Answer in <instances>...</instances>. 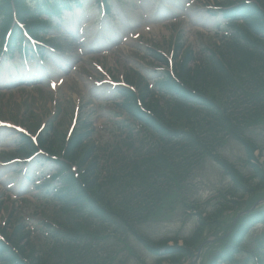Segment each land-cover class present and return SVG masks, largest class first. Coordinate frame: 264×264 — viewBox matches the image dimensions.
Returning <instances> with one entry per match:
<instances>
[{"label": "trees", "instance_id": "trees-1", "mask_svg": "<svg viewBox=\"0 0 264 264\" xmlns=\"http://www.w3.org/2000/svg\"><path fill=\"white\" fill-rule=\"evenodd\" d=\"M10 3V0H4ZM258 5H251V9L262 16L264 20V0H257ZM19 3V0H16ZM238 37L228 44V49L219 51L213 55L211 61L202 65L189 66L193 60L192 51L177 63L176 77H168V88L174 96V105L162 109L155 103L149 110L150 114L142 113L148 125L161 134V142L164 145L171 144L176 147V152L163 151L132 160L126 165V172L110 171L113 165H107L108 176L105 179L99 177V164L97 161L86 164L88 152L78 150V144L69 143L65 148V157L78 161L80 174L78 177L72 175L73 182H80L84 187L79 195L85 197L80 204H87L99 216L98 225H90L75 216L80 211L72 210L67 217L61 221L67 227L72 240H81L71 244L72 254L65 264H122L119 262L120 250L115 240L119 241L120 230L126 229L133 232L138 240L155 255L160 256L155 264H162V260L168 258L172 264H179L182 256L192 253L194 242L200 238V230L210 223V218H202L199 231L192 236V239H185L184 246L178 245L179 238L169 237L153 240L141 233L135 226L142 221L154 219L163 209L171 208L178 200L175 192V200L170 206L164 204L168 198L174 196L173 187L170 182L162 181L164 184L152 182L151 174L162 177H173L176 185L179 186L182 171H188L195 163L201 161L206 155H213L211 145H218L222 142V135L225 124H232L231 115L234 119L238 116L241 122H247L249 115L256 119L264 118V47H258L249 39ZM234 97V100L231 98ZM253 103L257 101V108L253 112L244 111L238 115L229 112L232 107L229 104L238 102ZM206 111L205 116H199V110ZM250 149V156L255 148L254 144L242 137H239ZM45 143L46 140H43ZM166 147V146H165ZM48 150L54 151L52 145ZM158 155V156H157ZM226 168L231 165L225 159H219ZM146 161V163H144ZM254 166V165H253ZM177 167L180 172L176 173ZM233 171V169L230 167ZM234 172V171H233ZM238 174V172L236 171ZM101 181V182H100ZM264 213V208L241 217L234 227L233 233L219 241L220 247L209 264H218L216 258L222 262L230 261L233 252L240 248L245 230L254 218ZM67 219V220H66ZM65 227V226H64ZM246 228V229H245ZM107 233H111L109 235ZM21 226L15 232L17 236L14 244L18 247L23 258L28 264H47L48 260L33 258L28 254L26 246L20 245ZM174 239V245L168 244ZM250 260L264 264V235L259 238L255 245L248 250ZM32 253L34 251L32 250ZM16 261H20L17 256ZM122 261V260H121ZM21 263L26 264L23 260ZM55 264V263H49Z\"/></svg>", "mask_w": 264, "mask_h": 264}, {"label": "rangeland", "instance_id": "rangeland-1", "mask_svg": "<svg viewBox=\"0 0 264 264\" xmlns=\"http://www.w3.org/2000/svg\"><path fill=\"white\" fill-rule=\"evenodd\" d=\"M113 3L115 1L113 0ZM120 3L126 9V13L129 17L133 19L141 18L144 13L150 14L151 18L157 17V9L158 5L150 4V0H142L140 3L139 0H120ZM117 18L115 20V24L122 26V19L118 15V10H116ZM202 21L208 25H211V22L202 18ZM194 27L190 24L187 19H183L174 22L171 25L167 24L166 26H156V28L151 32L145 41V45L139 46L137 42H132L128 47L127 44H122L121 53H116V51L112 54H109L105 57H108L106 60L102 61L104 63L105 70L111 75H122L128 72V69L136 68L143 72H146L144 69L148 66V64H152L149 62L150 58L146 56V49L147 45H157L160 48H165L164 46L167 45V41L170 39L171 35L174 31H178L180 35H182L183 40L191 41L194 35ZM128 31V30H127ZM126 31V32H127ZM100 43L105 42L104 38L99 39ZM166 52L167 46L165 48ZM72 51H75L72 48ZM116 53V54H115ZM140 61V62H139ZM157 63V62H156ZM47 66L51 69H56V65L50 63ZM88 64L83 65L80 71L76 73V77L73 80L67 81L60 91H57L55 94L54 92H50V88L47 86L46 83H42L39 88L28 87V91H24L21 94L22 90L14 89L13 92H9V95L4 96L0 94V98L3 97L6 99L7 102L11 101V105L15 108V111L20 114V117L23 112L26 111V106L32 107H39L43 110L42 115L46 118L51 116V106L53 105V101L58 98L59 103L65 102L70 103L74 106V103H84V105L89 104L88 108L86 107V114L90 117L91 121L99 125L103 122L101 111H99L97 104L92 107V104L89 103L92 99L91 87L92 83L88 80L90 76L86 75V68ZM89 67L93 69V67L89 64ZM33 69V68H32ZM41 67H37L36 70H40ZM87 73H91L87 72ZM44 76H47L46 72H43ZM3 81V76H0V82ZM31 94V96H30ZM0 100V104L5 100ZM20 102V103H19ZM94 108V109H92ZM92 109V110H91ZM51 112V113H50ZM249 135H252L255 141L264 147V125L255 126L252 129L248 130ZM264 151V148H263ZM258 152V151H257ZM221 153L229 158L233 163H235L239 168H241L245 173L251 174L252 169L250 166L244 164L243 159L246 157V152L242 145L236 140H229L225 146L222 148ZM264 158H261V161ZM192 185L189 187L188 193L190 199H197L201 202H206L208 198L212 195V193L219 187H226L230 186L231 181L230 179L223 174L222 169L219 165L215 162H208L202 166L200 169H197L194 173V177L190 179ZM253 183H257V181H253ZM264 188V186H263ZM4 192V187L0 185V194ZM214 201L211 203H206L205 207L211 210ZM168 223L158 225V230H166V231H175L180 229L182 234H189L195 227L196 224V216L189 215L187 217H182V211L179 209L174 212L170 220H167ZM254 232L260 231L264 226L258 225ZM144 257L150 262L153 261V258L146 255L143 252ZM131 264V262H130ZM132 264H135L132 263Z\"/></svg>", "mask_w": 264, "mask_h": 264}]
</instances>
